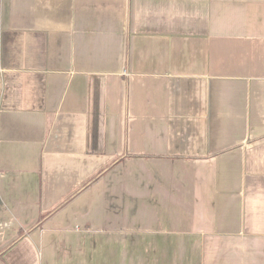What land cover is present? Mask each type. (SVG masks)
Returning <instances> with one entry per match:
<instances>
[{
	"label": "crops",
	"instance_id": "0c3cea01",
	"mask_svg": "<svg viewBox=\"0 0 264 264\" xmlns=\"http://www.w3.org/2000/svg\"><path fill=\"white\" fill-rule=\"evenodd\" d=\"M0 264H264V0H0Z\"/></svg>",
	"mask_w": 264,
	"mask_h": 264
}]
</instances>
